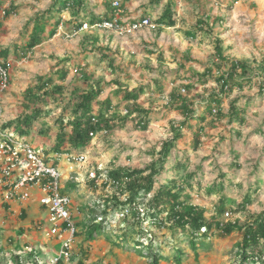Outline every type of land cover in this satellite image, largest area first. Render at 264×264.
I'll list each match as a JSON object with an SVG mask.
<instances>
[{"label":"rangeland","instance_id":"rangeland-1","mask_svg":"<svg viewBox=\"0 0 264 264\" xmlns=\"http://www.w3.org/2000/svg\"><path fill=\"white\" fill-rule=\"evenodd\" d=\"M113 1L76 0V6L81 3L87 13L92 11L104 16L111 14L108 4ZM119 1L117 17L123 28L77 31L75 26L82 15L74 8L61 13L54 10L62 4L59 0H0V50H10L7 61L11 78L2 99L3 118L6 122L15 120L11 129L18 133L20 125L24 126L23 118L34 108H41V115L32 118L26 136L34 147L53 150L60 119L72 118L78 96L84 90L101 82L103 91L93 103L95 113L103 106L100 102L106 98L112 101L110 116L114 129L99 131L93 136L84 150L88 162L71 168L64 163L60 168L64 176L62 191L72 196L78 227L71 264L81 259L85 264H151L149 257L135 251L132 239L123 240L119 247L107 238L121 234L125 226H131V234L140 240L152 232L155 248L171 257L160 264H176L173 256L177 248L185 252L183 264H239L236 244L242 233L238 229L228 236H221L218 231L208 236L201 233L196 236L198 249L194 251L189 230L154 226L149 223L143 206V212L140 211L141 219H145L143 229L133 214L129 215L128 223L122 221L120 212L124 209H111L105 217L104 199L113 196L115 191L104 188L100 182L92 185L88 172L95 167L108 171L116 166L144 168L149 164L157 157L151 150H160L163 142L172 136V123L184 119L173 106L175 99L171 101L172 93L180 94L178 98H187L188 107L194 108L196 115L205 112L206 119L200 123L196 117L189 120L191 126L183 128L184 136L176 142L159 181L189 172L196 174L192 180L194 189L188 191L192 203L206 208L208 218L217 217L221 196L228 199L226 211L218 216L223 222L243 223L261 212L264 208V69L260 66L264 65V0ZM169 4L175 11L176 25H158L157 20ZM11 6L16 9L6 15L5 10ZM145 16L150 18V24L129 29L128 23ZM61 17L56 33L50 36ZM201 19L212 30L199 32L197 26ZM36 34L43 41L27 50V44ZM239 59L248 60L252 68L245 77L237 76L242 87L220 98L226 114L234 101L245 110L243 126L230 123L228 116L218 119L216 113L206 112L213 92L218 91L216 79ZM65 71L67 75L63 78ZM203 73L206 75L201 76ZM40 76L52 77V85L62 89H50L40 100H33V94L28 97L26 90L36 86ZM141 87L138 104L151 112L147 130L137 128L140 116L127 113L129 106L124 99L125 90ZM200 126L202 143L194 150L195 134ZM70 130L68 127L67 131ZM235 130H240L241 136ZM233 150L239 153L237 169L232 165ZM177 162L181 164L180 169L171 168ZM213 184H224V188L210 194L206 188ZM31 192V198L17 202L16 211L0 205V264H15L12 259L15 253L22 256L25 264L37 258L47 262L59 251L61 241L49 233L52 224L49 213L40 203L41 192L38 188ZM248 193L254 202L246 210L234 212ZM21 207L27 211L26 219ZM93 220L103 222L105 230L94 241L87 242L83 224L91 225ZM142 250L145 255L149 252L147 248Z\"/></svg>","mask_w":264,"mask_h":264},{"label":"trees","instance_id":"trees-1","mask_svg":"<svg viewBox=\"0 0 264 264\" xmlns=\"http://www.w3.org/2000/svg\"><path fill=\"white\" fill-rule=\"evenodd\" d=\"M62 4L55 8L59 13L68 8H74L77 10L78 14L81 16L78 18L76 23V30L79 31L85 21L90 23H95L104 19H113L116 16V7L113 2L108 4L111 14H105L104 16H98L92 11L87 13L86 9L81 8L82 4H77L76 0H59ZM16 7L11 6L8 10H5V14L9 15ZM90 14V15H89ZM62 17L58 18L55 22V28L51 31L53 36L59 25L61 24ZM158 25H163L167 27L176 25L175 11L172 5H168L166 10L157 20ZM199 32H209L212 30L206 20L201 19L198 21L197 26ZM88 38L92 36H87ZM43 41V37L40 34L32 36L29 43L27 44V50L33 49L39 43ZM218 41H221L220 39ZM10 50L8 48L0 50V57L5 59L9 58ZM8 65L7 62L5 64ZM264 69V65L260 66ZM241 69V73L238 74V69ZM250 66V62L246 59L237 60L232 68L227 72L221 74L216 80L218 85V91L213 92L210 101L206 105V112L210 114L216 113V118L223 119L229 117V122H237L241 126L246 123V117L244 114V109L237 105V101L231 103L228 114L224 113L221 107L220 96L225 94H231L237 87H242L240 77H245L243 75L247 74ZM211 72V70H209ZM67 75V71L64 72L63 78ZM206 75L203 73L201 76ZM54 79L52 77H39V82L34 87H29L27 91V96L30 97L33 94V100H40L50 89L52 91L56 89H62V86L52 85ZM143 88H134L131 90L124 91V99L127 102L129 108L127 113L134 114L138 113L140 120L137 122V128L142 130H147L148 125L151 122L149 117L150 111L142 108L138 104L140 97V92ZM103 87L101 82L98 81L91 86V88L84 90L80 96H78V103L75 104L73 108L72 118L65 119L64 117L60 119V130L57 133V140L53 150L57 151H84L90 144L93 138V134L99 131L109 132L114 129L115 124H113L112 116H110V107L112 101L110 98H106L103 102H100L103 106L99 108L98 113H95L93 103L102 93ZM121 89L117 90L120 93ZM180 94H171V101L174 100L173 106L181 114L184 115V119L180 122H173L171 125L172 136L171 138L165 140L161 145L160 150L153 148L151 153L157 155L149 164L144 168H132L130 166H116L111 168L106 173V179L100 184L104 188H112L115 191L113 196H109L104 199L103 213L106 217L109 210L111 209H128L126 216L122 218V221H127L129 215L133 214L137 217L138 223L142 228L144 224V218L141 219V212H143V207L147 210L148 221L156 227H169L176 230L191 232L192 238L190 244L192 245L194 251H197L198 244L196 242V236L204 233L205 236L214 234L216 231L219 232L221 236H228L233 233L235 229H238L242 233V238L237 242L238 255L240 257L239 264H264V208L258 214H253L243 223L238 221L223 222L218 219L219 215H223L226 211V204L228 199L226 196H221L219 200V207L217 211V217L211 216L210 218L206 215V208L198 204L191 202L192 196L188 190H193V179L195 175L193 172L186 173L185 176H173L160 182L159 176L167 169V162L171 155L172 150L176 147V142L183 138L184 132L183 128L191 126L189 123L190 119L197 118L198 122H204L206 119V114L196 115V110L194 108H189V102L187 98L179 99ZM181 100L180 104H176L175 101ZM132 103V106L129 105ZM134 105V107H133ZM42 113L41 108H34L33 111L27 114L22 123L24 126L18 128L19 134L26 136L28 133V128L31 125V120L33 117H39ZM15 123V120H10L5 123L6 127H11ZM71 127L70 132L67 128ZM202 126H200V131L196 132L194 139V150H198L202 140ZM238 136H241L240 130H235ZM234 152V167L237 169L240 167L238 164L239 153L235 150ZM180 169L181 164L176 163L171 166V168ZM234 169V168H233ZM98 175H101L102 171L97 170ZM226 174H223L225 177ZM90 183L92 185H97L96 180L88 176ZM158 183V186H156ZM200 184V182H198ZM224 184L218 185L213 184L206 188L207 192L210 194H215L219 189H223ZM124 197V198H123ZM254 202V198L251 194H247L242 202L237 204L234 212H239L241 210H246L247 206ZM112 205V206H111ZM111 207V208H110ZM142 209V210H141ZM94 211V210H92ZM91 211V213H93ZM146 214V212H145ZM144 214V215H145ZM22 216L27 218V211L22 212ZM85 239L88 241H94L99 235L103 234L105 227L103 222L98 223L97 220H93L91 225L85 226ZM130 227V228H129ZM125 230L121 234H116L114 238L107 236V238L114 243V245L121 247L122 241H128L132 239L135 251L141 256H147L151 259V264H160L161 261L170 260V256H166L161 252V250L156 249L154 242L152 240V232L147 234V238L140 240L139 238H134L129 229H133L131 226H125ZM143 229V228H142ZM22 232V230H21ZM146 232H149L146 228ZM23 233V232H22ZM134 233V232H133ZM78 234V232H77ZM139 234V233H138ZM140 236L142 234H139ZM202 245V243H201ZM144 248L149 249V252L145 255ZM185 252L181 248H177L176 253L173 258L176 264H183V254ZM197 254V253H196ZM198 255V254H197ZM12 259L15 264H23V258L20 254H13ZM31 264H39L36 260H30ZM77 264H85V260L81 259Z\"/></svg>","mask_w":264,"mask_h":264},{"label":"built area","instance_id":"built-area-1","mask_svg":"<svg viewBox=\"0 0 264 264\" xmlns=\"http://www.w3.org/2000/svg\"><path fill=\"white\" fill-rule=\"evenodd\" d=\"M116 16L113 19H104L95 23L85 21L84 28L121 29L118 21L121 2L114 0ZM150 24V18L145 16L128 23L129 29H138ZM8 61L0 57V192L3 202L12 203L26 201L32 197L31 189L38 188L41 192L40 203L49 213L52 226L49 231L52 237L61 241L58 253L47 262L39 264H71L73 260V244L77 236L78 227L74 218V203L72 196L65 193L64 176L60 168L64 163L69 167L79 166L88 162L86 152L57 151L48 148L34 147L29 138L24 135L17 136L11 127H6L2 103L3 94L9 88L11 81ZM96 134V133H95ZM93 134V136L95 135ZM101 170V175L98 171ZM89 176L102 182L106 179L107 171L101 167L89 170ZM128 209L120 212L124 217ZM227 211L226 215L229 216ZM35 260V259H33ZM25 264V262L23 263ZM31 264V263H30Z\"/></svg>","mask_w":264,"mask_h":264},{"label":"crops","instance_id":"crops-1","mask_svg":"<svg viewBox=\"0 0 264 264\" xmlns=\"http://www.w3.org/2000/svg\"><path fill=\"white\" fill-rule=\"evenodd\" d=\"M9 204H11L12 206L11 207L10 206L8 207ZM16 204H17V202H12V203L3 202V200H2V194L0 192V205L4 207L3 209H7L8 208L9 210L16 211V207H15ZM21 208L24 209V210H26L24 207H21ZM22 212L23 211H21V214H22Z\"/></svg>","mask_w":264,"mask_h":264}]
</instances>
